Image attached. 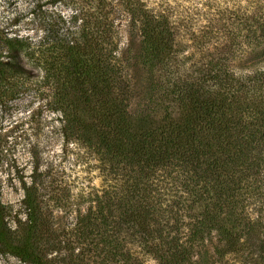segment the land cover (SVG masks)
<instances>
[{
  "label": "trees",
  "instance_id": "16d2710c",
  "mask_svg": "<svg viewBox=\"0 0 264 264\" xmlns=\"http://www.w3.org/2000/svg\"><path fill=\"white\" fill-rule=\"evenodd\" d=\"M78 4L40 40L0 31V104L49 85L66 142L99 162L102 184L75 193L35 155L15 228L0 187V252L25 264L263 260L264 0L193 31L147 0ZM119 13L135 53L121 51Z\"/></svg>",
  "mask_w": 264,
  "mask_h": 264
},
{
  "label": "rangeland",
  "instance_id": "374dc122",
  "mask_svg": "<svg viewBox=\"0 0 264 264\" xmlns=\"http://www.w3.org/2000/svg\"><path fill=\"white\" fill-rule=\"evenodd\" d=\"M78 1L81 0H0V31L8 32L13 37L29 36L35 41L40 40L43 37V25L59 16L67 20L71 18L79 6ZM147 1L152 7H168L175 16L187 18L192 31L203 27L208 19L216 20L218 11L226 7L229 14L225 20L239 23L230 12L241 0ZM129 21L126 14L119 13L116 26L121 51L135 53L140 48L141 39L131 33ZM57 23L60 24L59 21ZM216 37V32L209 35L213 42ZM28 86L29 90L25 93L0 104V187L2 202L11 211L8 222L12 228H15L18 218H25L22 204L24 192L20 181L22 178L28 183L31 181L35 155L36 161L40 163V171L50 173V177L54 176L59 185L74 187L75 193L83 187H100L102 184V177L96 168L99 162L89 156L81 144L77 146L66 142L63 134L64 117L53 105L50 86L42 82H31ZM57 220L61 222V215ZM141 259L144 264H158L149 255H141ZM0 264L25 263L0 252ZM218 264H225V261ZM257 264H264V259Z\"/></svg>",
  "mask_w": 264,
  "mask_h": 264
}]
</instances>
